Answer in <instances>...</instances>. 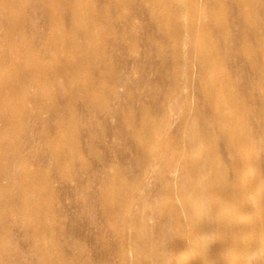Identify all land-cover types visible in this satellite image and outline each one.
<instances>
[{
	"label": "bare ground",
	"instance_id": "bare-ground-1",
	"mask_svg": "<svg viewBox=\"0 0 264 264\" xmlns=\"http://www.w3.org/2000/svg\"><path fill=\"white\" fill-rule=\"evenodd\" d=\"M0 1L2 20L8 29L3 38H0V122H2L0 135L11 138L6 146L0 145V148L9 152L8 154L6 152L5 156H0V177H11L9 184L3 185L0 182V239L5 243L8 236L5 229L6 222H4L6 217L4 218L5 215L2 214L5 209L27 216L28 220L23 224L27 239L33 238L37 233L50 235L57 229L62 231L58 222L56 224V221H52L51 202L43 203L44 200H51L53 196L47 177L49 173L46 174V171L42 169L30 170L21 158L23 146L21 141H25L28 131L32 132L24 119L31 115L38 117V113L29 107L30 102H45L56 109L57 102L50 96L51 85L61 78L66 79L76 93L88 96L94 102L103 100L105 92L108 94L116 92L113 91L114 86L107 85V68L99 70L98 77L91 75L87 70L99 64L102 59L97 54L98 48L107 44L105 29L108 23L113 21V14L107 11L106 4L105 7L98 6L97 0ZM105 1L114 2L120 8L133 7L135 2L134 0ZM147 1L153 2L146 7L151 19L149 20L155 22L153 24L157 27L159 26V33H162L164 36L162 39H165V42V37L173 42L172 49L166 54L163 43L152 40L154 38L151 36H149L150 39L147 37L149 44L154 46L153 50H159L157 52L160 53V58L165 59V55L171 53L173 62L168 68L163 69H165V76L174 82V88L170 94H167L163 109L158 108L159 113L153 114L148 106H143L141 118L136 122L133 131L131 130L142 148L140 154L134 158L135 163L141 167L138 171L140 173L134 180L129 181L124 174L126 170L120 166L121 164L110 165L111 176L101 180L102 186L99 192L104 214L112 219L121 220L122 226L117 224L119 226L117 232L123 236L128 234L130 241L137 243L135 246L137 255L143 251L153 254L156 249L155 243L159 240L147 221L148 217L137 214V207L149 204L153 214L159 217L158 228L163 235V241L168 232L185 234L186 222L182 220V216L191 219L197 210L208 205L216 194L217 181L224 173L215 140L223 139L238 155L248 150L253 131L243 127L241 122L243 118L241 110L248 103L240 95L241 84L237 81V75L234 76L228 71L225 50L229 46L237 48L238 52L245 57L243 62L257 68L264 79V2H260L261 0H210L209 5L206 3L202 5L199 0ZM232 1L238 3L234 9H231L230 14L226 12V6ZM31 6L44 10L52 27V32L44 36L42 43L44 50L52 55L49 63H44L42 56L35 52L26 31L27 11ZM39 9L36 10L39 11ZM207 12L217 20L215 25L211 24L212 27H209L211 29L208 28V31L206 27L210 24L207 22L209 18L203 20L200 16L201 13ZM66 14H69L70 20L68 27L65 24V20L68 19L65 17ZM235 19L238 21L236 22ZM81 25H85L84 30L78 34ZM233 25L239 28L238 39L234 37L235 35L233 36V32L231 33ZM203 29L206 31L205 36L202 35ZM191 42L193 45L190 46ZM94 43L99 47L93 45ZM238 52H234V58ZM188 56L199 63L201 70L197 78L191 71V63L184 61ZM161 63L164 65L163 62ZM138 64H141L140 61ZM193 75L200 82L201 95L205 96L209 102L212 111L210 117L202 115L203 113L198 112V109L194 111L192 102L182 101L183 96H179L183 91L182 88H185L184 85L193 82ZM32 83L40 88L39 92L31 94L29 85ZM147 86L149 89V85ZM114 110L113 107L107 106L105 111L115 113ZM174 113L182 114L181 124L184 133L171 132L169 127ZM121 115V118L128 121L127 123L132 119L128 111H124ZM61 126L63 130L53 139L46 132L41 133L45 139V146L52 152L53 161L57 167L69 165L81 158L73 138L75 134L72 133L71 123L62 117ZM17 161L20 163L15 165ZM74 168L77 167L74 166ZM169 171H174L176 176L168 177ZM151 175L155 176L156 181L153 183L149 182L150 179L147 180ZM146 185L149 188L152 187L155 196L163 198L159 202L149 201V195L140 192L141 187ZM33 219L36 221H32ZM16 222L17 220L13 221V223ZM125 239L128 240V238ZM39 245L46 256L54 258V264H93L89 259L68 261L65 247L56 246L50 240L39 241ZM15 251L20 250L8 243L0 244V263L19 264L12 259ZM187 253L186 250L182 252L183 255ZM123 255L124 252H121V256Z\"/></svg>",
	"mask_w": 264,
	"mask_h": 264
},
{
	"label": "rangeland",
	"instance_id": "rangeland-1",
	"mask_svg": "<svg viewBox=\"0 0 264 264\" xmlns=\"http://www.w3.org/2000/svg\"><path fill=\"white\" fill-rule=\"evenodd\" d=\"M134 1L136 8L134 5L120 8L114 2L96 1L98 6L107 5V11L113 14V21L111 20L112 22L110 21L108 25L105 24L107 25L105 29L107 46L97 45L99 47L97 54L102 60L96 66L97 69L89 67L87 70L91 75L98 77L100 71L107 68V85L115 87H113L115 94L105 92L103 100L94 102L90 97L76 93L68 85L67 80L61 78L51 85L50 96L54 97L52 100L57 102L56 109L45 102L31 101L29 104V107L38 113V117L31 115L24 119L32 132L28 131L25 141H21L23 144L21 158L30 170L42 169L46 171V174L49 173L47 177L53 196L51 200H44L43 203L51 202L52 221H56V224L58 222L62 231L57 229L54 234L50 235L37 233L33 238L27 239L26 230L23 227L28 220L27 216L22 213L15 214L9 209L3 210L2 214L4 213V218H7L4 222H6L5 229L8 233L5 243L20 250L15 251L12 259L19 264H54V258L46 256L39 245V241L43 242L47 239L56 246H64L67 260L71 262L89 259L93 264H264V79L257 68L250 67L246 64L247 62H243L245 57L238 52L237 48L229 46L225 50V63L228 71L234 76L237 75V81L241 84L240 95L248 103L241 110V117H243L241 122L243 127L253 131L249 151L238 155L223 139L215 140L224 173L217 181L216 194L208 205L197 210L191 219L182 216V220L186 222V233L168 232L163 241V235L158 228L159 217L153 214L149 204L140 205L137 207V214L148 217L147 221L159 240L155 243L156 249L153 254L143 251L144 253L137 255L135 249L137 243L131 242L128 234L123 236L117 232L119 227L117 224L121 225V220L112 219L104 214L105 210L99 197L101 180L111 176L110 165L119 166L121 164L120 166L126 170L124 174L129 181L134 180L140 173L138 171L141 167L135 163L134 158L140 154L142 148L132 131L136 127V122L141 118L143 106H148L153 114L159 113L167 100V94H170L174 88V82H171L164 73V70L173 62L171 53L165 55V59L160 58V53L157 52L159 50H153L154 46H151L148 40L151 36L154 38L152 40L163 43L164 53L172 49L173 42L168 37H165V42V39H162L164 36L159 33V26L157 27L153 24L155 22L150 21L146 7L153 2ZM199 1L202 5L211 3L210 0ZM236 3L238 2H228L226 12L231 14L230 11L237 6ZM228 4H232V7ZM228 6L231 8H227ZM31 7H28L27 11L26 31L35 52L42 56L44 63H49L52 55L44 50L42 43L44 36L52 32V27L44 10ZM0 8H2L1 1ZM1 13L0 9V38H3L8 29L2 20ZM41 13L46 15L42 16ZM201 14L203 20L209 18L207 22L210 24L206 27L208 31V28L215 25L217 20L209 12ZM68 15H65L66 19ZM65 21L66 26H70L69 17ZM84 26H79L78 34L84 30ZM233 26L231 33L233 32V36L235 35L234 37L238 39L240 37L237 32L239 28L237 25ZM203 30L202 35L205 36L206 31ZM93 45L96 46L95 43ZM234 52L240 54H236V59L233 57ZM166 57L169 58L166 59ZM186 59L184 61L191 63V71L197 78L201 70L199 63L189 56ZM139 61L141 64H138ZM196 78L192 79V83L189 82L190 85L186 83L185 88L181 87L183 91L179 96H183L182 101L192 102L194 111L199 110L198 112L203 113L202 115L210 117L211 107L205 96L201 95L200 82ZM29 91L35 94L40 91V88L32 83L29 85ZM107 106L113 107L115 113L105 111ZM124 111L131 114L132 119L129 123L121 118ZM173 116L169 127L171 132H183L182 114L174 113ZM62 117L71 123L72 133L75 134L73 138L81 158L69 165L57 167L53 161V154L46 148L45 139L41 133L46 132L51 139L57 137L58 132L63 130ZM1 125L2 122H0ZM1 136L0 145L3 147L11 138ZM6 152L9 153L0 148V156H5ZM17 162L15 165L20 163ZM75 169H78L77 172ZM167 175L174 178L176 173L169 171ZM0 180L3 185L9 184L11 177L1 176ZM147 180L150 183L156 181L153 175ZM146 186H142L140 192L148 194L149 201L159 202L163 198L155 196L152 187L150 189L147 186L146 189ZM12 219L17 222L13 223ZM32 221L35 222L36 219ZM5 243L0 239V244ZM185 250L188 253L183 255L182 252ZM121 252H124V257L121 256Z\"/></svg>",
	"mask_w": 264,
	"mask_h": 264
}]
</instances>
